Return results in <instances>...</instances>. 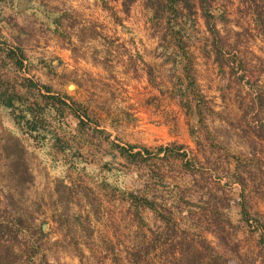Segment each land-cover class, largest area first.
Instances as JSON below:
<instances>
[{
  "label": "crops",
  "instance_id": "obj_1",
  "mask_svg": "<svg viewBox=\"0 0 264 264\" xmlns=\"http://www.w3.org/2000/svg\"><path fill=\"white\" fill-rule=\"evenodd\" d=\"M25 2L32 4L28 14L43 17V32L22 29L18 16L12 36L27 46L28 58L36 61L42 56L43 67L35 66L27 76L40 77L48 87L46 94L59 101L45 113L50 134L39 141L27 140L33 146H56L63 158L77 147H82L79 152L86 149L80 154L92 163V192L106 204L76 209V237L72 240L63 229L59 242L65 247L60 246L59 255L75 259L76 264L99 256L114 263L110 259L123 248L120 258L127 264H141L149 253L163 264L162 258L175 255L168 252L175 239L166 230L159 234L150 229L151 235L145 230L150 224L147 215L164 227L175 220L171 216L162 219L153 198L160 194L156 169L138 165V170L145 169L138 192L115 181L113 185L109 179L125 176L126 167L143 158L141 153H132L140 149L157 151L151 155L169 160L172 172L180 160H213L210 152L196 154L208 144L207 132L211 136L218 129L230 133L246 152L251 150L249 140H261L258 130L264 119L252 80L228 71V66L241 61L236 51L243 33H252L258 47L264 48L254 15L243 0ZM228 34L233 53L226 62L223 43ZM38 130L37 126L31 135ZM177 147L192 153H179ZM72 164H65L63 175H71ZM32 176L42 191L53 186L55 175L49 167L33 169ZM168 211L174 212L171 207ZM116 227H120L117 232ZM132 227L135 231L131 232ZM140 233L151 246L144 255ZM159 235L165 236L163 247Z\"/></svg>",
  "mask_w": 264,
  "mask_h": 264
},
{
  "label": "rangeland",
  "instance_id": "obj_2",
  "mask_svg": "<svg viewBox=\"0 0 264 264\" xmlns=\"http://www.w3.org/2000/svg\"><path fill=\"white\" fill-rule=\"evenodd\" d=\"M25 1L0 0V91H8L26 100L27 106L34 109L39 130L31 135V124L22 119L14 121L9 111L0 106V264H76L75 259L59 255L60 246L65 247V244L60 245L59 236L66 229L70 238L75 239L76 209H81L84 204L90 208L106 204H101L92 192V163L86 154H80L86 149L79 152L82 147H77L75 153L72 151L69 154L70 157L63 158L56 146L47 143L33 146L27 140V137H35V141H39L50 134L48 115L45 117V113L49 106L53 108V104L58 105L59 101L58 97L46 94L48 87L40 77L35 78V74L30 79L27 76L35 66L43 67L42 56H38L36 61L31 60L27 46L18 44L12 36L17 32L18 16H21L22 29L39 34L43 32V17L28 14L27 7H32V4ZM243 3L246 5V0ZM37 7L34 4V9L38 10ZM260 33L264 40L261 30ZM230 39L228 34L223 43L226 62L228 55L233 53L228 42ZM239 39L242 45L237 44L236 52L241 61L228 66V71L252 80L251 86L257 91V106L264 119V48L258 47L252 33L245 32ZM239 39L237 36V41ZM16 114L22 112L16 110ZM258 134L261 140H249L248 148L251 150L246 152L245 148L241 150L240 140L231 137L230 133L218 129L211 136L207 132L205 140L208 144L197 149L196 154L210 152L215 155L213 160L206 161L204 157L200 161H193L192 158L186 163L180 160L177 171L173 168L172 172L169 160L164 157L162 160L155 159L151 155L157 151L140 149L132 153H141L143 158L138 162L132 161L130 167H126L125 176L109 179L110 183L115 181L138 192L145 178V169L138 170V165L156 169L160 194L153 198L161 218L171 216L175 220L164 227L154 223V219L147 215L150 224L145 230L148 234L150 229L152 233L159 234L166 230L175 241L184 243L183 247H177L174 256L162 258L163 264L178 259L183 251L186 253L189 241H195L206 258L209 255L220 256L228 264H264V126H260ZM177 149L179 153H192L191 150L182 152L184 148ZM167 152L170 153L169 149ZM250 152L252 156L246 154ZM68 161L74 163L69 168L70 176L62 174ZM41 167H49L55 175L53 186L43 191L32 176V170ZM238 179L243 181L242 184ZM142 195L137 193L138 197ZM170 207L174 212L169 213ZM118 229L120 227H116V232ZM141 236L140 233L139 242L143 240ZM159 237L163 247L165 236ZM146 242L142 241V255L151 247ZM115 244L119 246L116 241ZM165 251L162 250V253ZM168 252L171 253L170 247ZM116 253L118 256L110 259L114 263L99 256L87 259L83 264H127L120 258L125 249L119 248ZM143 257L141 264L161 263L150 253Z\"/></svg>",
  "mask_w": 264,
  "mask_h": 264
},
{
  "label": "trees",
  "instance_id": "obj_3",
  "mask_svg": "<svg viewBox=\"0 0 264 264\" xmlns=\"http://www.w3.org/2000/svg\"><path fill=\"white\" fill-rule=\"evenodd\" d=\"M246 6L254 15L259 30L264 34V0H246ZM0 106L9 111L14 121L22 119L31 124L32 130L39 124V121L35 119L34 109L28 107L26 100L19 96L8 93V91H0ZM16 110H20L22 114H16ZM238 182L242 184L243 181L238 179ZM183 244V241H173L170 245L171 254H175L177 247H183ZM186 246L187 252H181V256L178 259L174 258L169 264H228L220 256L209 255L207 258L203 256L195 241L187 242Z\"/></svg>",
  "mask_w": 264,
  "mask_h": 264
}]
</instances>
